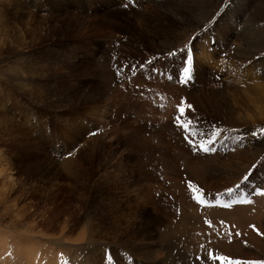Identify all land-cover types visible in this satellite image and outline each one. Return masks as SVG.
Instances as JSON below:
<instances>
[{
    "label": "rangeland",
    "instance_id": "obj_1",
    "mask_svg": "<svg viewBox=\"0 0 264 264\" xmlns=\"http://www.w3.org/2000/svg\"><path fill=\"white\" fill-rule=\"evenodd\" d=\"M174 1L0 0V264H264V0Z\"/></svg>",
    "mask_w": 264,
    "mask_h": 264
},
{
    "label": "bare ground",
    "instance_id": "obj_2",
    "mask_svg": "<svg viewBox=\"0 0 264 264\" xmlns=\"http://www.w3.org/2000/svg\"><path fill=\"white\" fill-rule=\"evenodd\" d=\"M165 1H167V0H165ZM169 3H170V5H169V7H171V6H173V5H175V1L174 0H169ZM168 7V6H167ZM168 7V8H169ZM174 10V9H173ZM30 19V18H29ZM53 49V48H52ZM80 49V48H79ZM50 55V54H49ZM51 55H53V54H51ZM60 55V54H59ZM65 55V54H64ZM62 56H63V54H62ZM206 56V55H205ZM53 57H54V55H53ZM58 57V56H57ZM208 57V56H207ZM206 57V58H207ZM61 58H63V57H61ZM65 61V60H64ZM70 63V62H69ZM57 64H59V63H57ZM67 65V64H66ZM65 65V66H66ZM206 65V64H205ZM107 66V65H106ZM68 67V66H67ZM108 67V66H107ZM70 68V67H69ZM109 68V67H108ZM40 71V70H39ZM44 71V70H43ZM109 71V70H108ZM107 71V72H108ZM42 72V71H41ZM107 72H105V75L103 76V79H102V83H105V84H108V86L111 84V82H112V78H114L113 76H112V78H108L107 77V75L106 74H108ZM102 74V73H101ZM111 74V73H110ZM21 75V74H20ZM25 76V75H24ZM39 77V76H38ZM47 77V76H46ZM33 78V77H32ZM41 79V78H40ZM205 85V84H204ZM199 87V86H198ZM201 91V90H200ZM197 92V91H196ZM202 93V92H201ZM61 116H63V115H61ZM63 119V118H62ZM158 119V118H157ZM70 119L68 118V119H66V124L68 125V124H70V121H69ZM62 121V120H61ZM69 121V122H68ZM65 131V130H64ZM69 131V130H68ZM71 131V130H70ZM46 133H48V131L46 130ZM109 133V132H108ZM65 134V133H64ZM25 137V136H24ZM79 139V138H78ZM131 142V141H130ZM129 142V143H130ZM185 147V146H184ZM41 149V148H40ZM178 149V148H177ZM170 152H172V150H170ZM183 153V152H182ZM138 155V154H137ZM163 156L165 157V158H168L166 155H164L163 154ZM172 157V156H171ZM182 157H183V155H182ZM193 157V156H192ZM202 157H206V156H202V155H196V157L194 156L193 158H192V160L191 161H189L188 162V166H189V170H190V173H192L193 175H195V176H197V175H199V174H201V172H202V170L203 171H205L206 169L209 171V170H211V171H220V172H224L225 170H226V168H225V164L223 165V170L220 168V167H218V166H216L215 165V158H217V157H220V155H215L214 157H212V159H208L207 161H205V162H203V163H199L198 162V160L200 161V159L202 158ZM208 158H209V156H208ZM190 159V158H189ZM188 159V160H189ZM203 160V159H202ZM1 161V160H0ZM204 161V160H203ZM229 168V167H228ZM227 168V170H230V169H228ZM210 172V171H209ZM204 174V172L202 173V175ZM72 177V176H71ZM74 178V177H73ZM75 180V179H74ZM187 198V197H186ZM36 205V204H35ZM187 206V205H186ZM189 206V205H188ZM194 207V206H193ZM263 208H262V210L261 211H259V212H257L256 214H252L250 211H244V212H237V213H240V214H242L240 217H239V219L243 222V223H249L250 221H256V222H258V223H260L261 225H262V227H263V231H264V206H262ZM241 208H244V207H241ZM27 210H29V206H28V208H23V209H21L19 212H18V215H19V217H24V219H22V220H24V221H26V220H28L29 219V217L31 216V215H34V213H35V215H36V211H37V205H36V208H34L33 209V211L31 212V214H30V212H27ZM194 210V209H193ZM31 211V210H30ZM197 211V210H196ZM195 211V212H196ZM212 211L215 213V214H227V213H230V212H228V211H224V210H218V209H212ZM211 212V211H210ZM232 213V212H231ZM38 214V213H37ZM123 215V214H122ZM185 218L188 220V219H193L194 220V218L192 217L193 215H192V213L191 212H186L185 214ZM200 216V215H199ZM33 217V216H32ZM139 217V216H138ZM195 217V216H194ZM224 217V216H223ZM226 217V216H225ZM233 218V217H232ZM237 218H238V214H237ZM18 219H20L19 220V222L18 223H20V221H21V218H18ZM18 219L16 220V221H18ZM227 219V218H226ZM24 221H22V223L24 222ZM29 223V222H28ZM41 223V222H40ZM184 223V222H183ZM35 224V223H34ZM38 224V223H37ZM171 224V223H170ZM21 225V224H20ZM183 225V224H182ZM188 225V224H187ZM190 226H185V224H184V226H181L177 231H175V233L171 236V237H174V238H181L182 236H185V235H189L188 234V232H191L192 231V229H193V226H192V224H189ZM39 226V225H38ZM64 226V225H63ZM69 226V225H68ZM176 226V225H175ZM196 226V225H195ZM46 227H48V226H46ZM200 227V226H199ZM66 228V227H65ZM65 228H63L64 230H65ZM67 229V228H66ZM127 229V228H126ZM170 229V228H169ZM63 230V231H64ZM195 230V229H194ZM33 232L34 231V226H31V228H30V231L29 232ZM195 231H197V230H195ZM202 231H204V230H202ZM84 233V232H83ZM162 234V233H161ZM163 235V234H162ZM161 235V236H162ZM88 237V236H87ZM168 237V236H167ZM171 237H170V240H171ZM75 239H77V238H75ZM152 239H155V237H153V235H152V237L151 238H149V240H152ZM177 240V239H176ZM78 241V240H77ZM168 241V240H167ZM151 242V241H150ZM157 245H159L160 246V244H161V242H160V240H157ZM163 242V241H162ZM192 242V241H191ZM186 243V242H185ZM193 243V242H192ZM187 244H189V242L187 243ZM215 244L216 245H218L219 246V248H222V250H224L225 249V246H226V244H223L222 242H215ZM145 245V244H144ZM147 245V244H146ZM145 245V246H146ZM148 245H152L151 243L150 244H148ZM154 245V244H153ZM152 245V246H153ZM195 245V244H194ZM214 245V244H213ZM158 246V247H159ZM21 247V246H20ZM85 247V246H84ZM215 248H217V247H215ZM227 248H231L232 249V247H230V245H228L227 246ZM153 249H154V247H153ZM165 249V248H164ZM35 250V249H34ZM170 250H171V247H170ZM180 250V249H179ZM194 250V249H193ZM200 250V249H199ZM203 250V249H202ZM21 251V250H20ZM25 251V250H24ZM151 251H154V250H151ZM195 251V250H194ZM197 252H198V250H196ZM27 252V251H26ZM26 252H25V254H26ZM35 252V251H34ZM207 252V251H206ZM238 252V251H237ZM19 253V252H18ZM28 253V252H27ZM204 253H205V251H204ZM22 254V253H21ZM203 254V253H202ZM202 254H200V255H202ZM207 254V253H206ZM18 255V254H17ZM171 255H173V254H171ZM177 255V254H176ZM199 255V254H198ZM207 256V255H206ZM175 257V256H174ZM18 258V257H17ZM173 258V257H172ZM187 258V257H186ZM203 258H204V256H203ZM175 259V258H174ZM205 260V259H204ZM199 262H200V260H199ZM198 262V263H199ZM174 263H176V261L174 262ZM196 263V262H195ZM202 263V262H201ZM181 264V263H180ZM200 264V263H199ZM207 264V263H206Z\"/></svg>",
    "mask_w": 264,
    "mask_h": 264
},
{
    "label": "snow or ice",
    "instance_id": "obj_3",
    "mask_svg": "<svg viewBox=\"0 0 264 264\" xmlns=\"http://www.w3.org/2000/svg\"><path fill=\"white\" fill-rule=\"evenodd\" d=\"M186 47H187V46H186ZM173 54H174V53H169V55H173ZM191 59H192V58H191V55H189V56H188V60L191 61ZM187 71H188V69L186 68V69H185V72H187ZM189 107H191V105H189ZM177 119H179V118H177ZM205 150L207 151V149H205ZM227 191H228L229 194H232L233 191H234V189H231V188H230V189H228ZM261 194H264V191H262ZM219 195H223V194L221 193V194H219ZM233 202L235 203V201H233ZM206 258H207V257H206Z\"/></svg>",
    "mask_w": 264,
    "mask_h": 264
}]
</instances>
